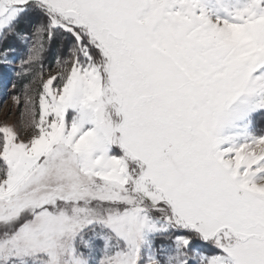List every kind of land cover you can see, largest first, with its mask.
Returning a JSON list of instances; mask_svg holds the SVG:
<instances>
[{
	"label": "snow or ice",
	"instance_id": "6c2138e0",
	"mask_svg": "<svg viewBox=\"0 0 264 264\" xmlns=\"http://www.w3.org/2000/svg\"><path fill=\"white\" fill-rule=\"evenodd\" d=\"M12 39L0 264H264V0H0Z\"/></svg>",
	"mask_w": 264,
	"mask_h": 264
},
{
	"label": "rangeland",
	"instance_id": "374dc122",
	"mask_svg": "<svg viewBox=\"0 0 264 264\" xmlns=\"http://www.w3.org/2000/svg\"><path fill=\"white\" fill-rule=\"evenodd\" d=\"M39 17L33 16L31 23L25 22L22 25L24 31L31 33L32 26L38 22ZM15 52L10 54V58H15L16 63L10 66L0 67V126H13L16 131L23 137L26 134L24 119V92L25 87H34L30 77H18L15 75L14 69L17 68L20 58L25 56L27 45L12 39L8 42ZM67 55V42L63 45L60 41H55L43 54V69L45 78L49 74H53L55 69V61L57 57H65ZM13 96L20 98V104L17 106L13 102ZM257 126L264 127V117H257Z\"/></svg>",
	"mask_w": 264,
	"mask_h": 264
}]
</instances>
